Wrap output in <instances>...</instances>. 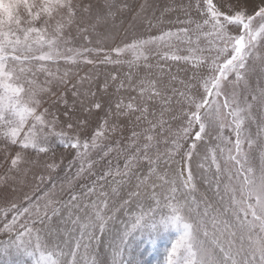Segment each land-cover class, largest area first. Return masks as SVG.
Instances as JSON below:
<instances>
[{"label":"snow or ice","instance_id":"snow-or-ice-1","mask_svg":"<svg viewBox=\"0 0 264 264\" xmlns=\"http://www.w3.org/2000/svg\"><path fill=\"white\" fill-rule=\"evenodd\" d=\"M250 3H254V0H218L217 3L203 0L202 6L197 3L199 18L188 21L189 24H194V28H180L176 32L169 30L159 36L134 40L123 47L114 48L112 51L117 56L132 54V59L127 61V83L121 81L117 91L123 88L137 95H129L126 104L123 100H118L114 111L109 104L108 111L104 112L102 121L90 138L86 136L81 140L79 131H74L73 134L70 131L87 128L89 122L76 116V123H72L76 103L79 100L82 108L87 103L84 110L89 115L92 114V109L99 113L103 111V104L96 99V93H90L89 99L88 93L73 91L71 106L64 93H52L64 104V115L68 117L69 131L63 128L56 131L59 117L50 107H44L45 101L40 97V93L50 92L51 89H37L34 86L35 72H46L52 76L44 62L63 59L67 63H76L77 57L93 51L88 48L81 51L64 47L70 43L65 37V29L76 23L78 12L85 14L81 21L86 25L84 28L77 25L78 31L106 29L111 22L110 18L121 14L117 3L114 0H0V136L8 142L5 147L15 145L20 149L12 157V168L9 170L17 173L18 184L12 187L11 192H0V200L7 204L0 208V214L7 219L8 213H12L11 221L3 225V230L12 232L16 222L27 216L33 225L38 223L50 232L55 229L57 234L60 231L59 225L53 221L58 216L63 219L61 209L56 206L62 201L54 200L51 191L42 195L35 194L41 191V184H46L44 171L48 172L47 182L50 183L51 173L59 165L45 161L42 171H21L19 165L22 161L27 159L32 165H40V154L47 155L51 152L55 155L57 146L74 150L70 167L79 162L80 166L73 177L77 179L86 170L92 173L97 163L90 157L93 151L103 152V157L116 151L118 157L122 155L124 159L123 169L117 164L115 170L112 168V161L108 160V170L99 175L91 187L71 195V202L67 205V219L74 226L73 232L78 228V234L65 241L66 244L72 243L69 253H65L59 245L49 248L42 243L39 229L33 244V228L21 225L23 231L17 232L14 240L5 241L0 246L3 254L8 255L9 250L14 249L16 254L23 253L31 257V264H66L65 257L70 255L71 259L67 264H78L76 257L83 249L85 256H91L88 264H108L107 259H100L103 246L112 250L111 264H141L134 257L139 242L144 237L154 241L162 233L171 232L174 233V238L169 241L170 246L165 248L164 264H264V148L260 150L257 174L249 153L243 149L244 143H247L249 149L255 143L244 127L246 120L255 123L251 112L253 104L248 102L247 97L242 104L235 91L228 94L224 90V82L228 81L229 74H235L237 83L244 79L249 58L254 54L259 58L256 49L264 42V0L254 4L251 12ZM123 6L128 7V0H123ZM53 20L55 26L49 32ZM180 34L187 37L182 43L196 45L189 48V55L180 56L174 52L157 55L162 60H182L192 64L193 75L183 90L172 87L162 74L154 75L153 66L147 63L150 46L163 44L171 48V38H178ZM201 37L207 40V48L199 47ZM205 52L208 53L207 56L203 55ZM197 53L200 55H196ZM84 59L86 63H93L86 57ZM141 60L145 62L143 67L146 71L143 76L137 77L134 73L140 68ZM105 61L121 63L119 59L112 61L108 56ZM33 64H36L35 70ZM158 67L163 73V66ZM205 68L207 75L203 71ZM67 77L68 73L65 72L57 81L59 85L65 86V93L69 84ZM112 79L116 80L117 77L113 76ZM72 88L75 89L76 85H72ZM81 96L84 98L80 99ZM257 100L264 102V88L259 89V95H252V101ZM175 105L180 106L179 115L175 114ZM51 107L58 108V105L53 104ZM133 115L136 126L143 124L144 127L140 131L133 130L130 136H126V143L117 139L115 148L110 145L104 150L101 140L116 137L117 133L124 136L126 124L119 118ZM110 117L115 118L111 125ZM228 117H231V123L234 124V128L227 126L234 131L236 137L234 142L229 141L234 144L235 152L228 150L225 167L222 169L213 151L211 164L215 166V175L211 180L207 177L204 179L208 189L214 192L223 205L221 212L219 208L213 210V204L208 201L207 196L202 201H197L194 196L189 198L188 195L180 199L176 179L169 181L167 176L174 157L183 152L187 177L181 172L180 180L187 193L196 191L188 163L196 148L195 141L203 139L209 122L217 124L222 132L226 126L224 121ZM177 120L180 121L178 127L174 126ZM197 126L199 130L195 131L193 143L184 151L182 141H186ZM256 135L257 138L264 135V126L258 125ZM53 136L56 137L55 146L51 142ZM161 144L166 146L163 150L159 147ZM28 149L36 153L35 160L27 153ZM220 151L223 154L224 149L221 148ZM229 164L231 167H228ZM29 175L36 182L32 195L24 191L30 183ZM109 176H120L122 179L115 181L110 193L97 192V185L103 188L101 182L106 181ZM7 179L6 176L0 177V181L6 186ZM164 184H170L171 187L161 200L156 190ZM18 192L23 193L21 203L12 199ZM142 193L153 202L150 206L145 207L137 199ZM89 197L95 199L89 202ZM81 200L84 201L83 206L79 203ZM186 208L189 212L195 211L199 219L194 222L186 216ZM228 215H231L232 221L224 218ZM109 222H114L115 234L110 243H105V236H113L112 229L108 227Z\"/></svg>","mask_w":264,"mask_h":264},{"label":"rangeland","instance_id":"rangeland-1","mask_svg":"<svg viewBox=\"0 0 264 264\" xmlns=\"http://www.w3.org/2000/svg\"><path fill=\"white\" fill-rule=\"evenodd\" d=\"M38 2V0H36ZM117 3V8L120 10L121 14L115 15L113 18H110V23L106 29H100L98 31H92L89 29L87 32L78 31L77 25L80 28H84L86 25L81 21V17L85 16L84 13L78 12L77 21L69 28L65 29V37L70 40L64 47H70L76 50H83L84 48L92 49L93 51L84 53L83 56L77 57L76 63H67L63 59L58 62H44V66L47 68L48 72L52 73V76H49L46 72L36 71L34 79L36 81L35 87L39 89L40 87L50 88L51 91L47 93H40V97L45 101L44 107H50L51 111L59 117V121L56 127V131H60L62 128L66 131L68 117L64 115V104L57 100V97L52 93H64L65 98L68 101V105L71 106L73 102L72 92L79 90L81 93H88L89 99L90 93H96V99L102 102L103 111L97 113L96 109H92V114L89 115L87 111L84 110L88 105H84V108L81 107L79 100L76 103V113L72 117V123H76V116H79L80 119H87L89 124L87 128L84 129H74L70 131V134H73L74 131L80 132L81 140L86 136L90 138L91 133L96 129L98 123L102 121L104 117V112H107L109 109V104H111L113 111L115 110V103L118 100H123L126 104L128 102L129 95L136 96L137 93L129 92L126 89H120L117 91L118 85L121 81H126V74L129 72L128 60L132 59L131 53H124L120 56H117L112 50L116 47H123L126 43H131L134 40L138 39H148L149 37L159 36L163 32L171 30L176 32L180 28H194V24H189L188 21H196L199 18V10L197 8V3L199 2L202 6L203 0H128V7L123 6V0H114ZM214 3H217L218 0H213ZM260 0H254V3L249 4V12L253 10L254 4H259ZM59 19V17H57ZM85 19H87L85 17ZM55 26V20L52 21V27L49 28V32L53 31ZM207 30V29H206ZM87 36V39H85ZM187 37L183 34H180L179 37L171 38V44L173 47L169 48L163 44H154L150 46V50L147 52L149 60L147 63L153 66L152 72L154 75H163V78L166 82H169L170 85L178 90H183L184 85L189 82V79L193 75V67L191 63H186L185 61H175V60H162L159 58L157 53L163 52H174L176 55L186 56L189 55V48L196 47L195 44L188 45L187 43H182L181 41H186ZM195 40V36H193ZM207 40L203 37L200 38L199 47L207 48ZM100 49V51H96ZM46 50V49H45ZM256 53L259 55V58H256L254 54L253 57L248 60V67L244 73V79L239 83L236 81L235 74H229L228 81L224 82V90L226 93L231 94L235 91L243 104L244 98L247 97L248 102L253 104L251 109L252 115L255 117V123L251 120L245 121V129L250 132L255 143L252 148L249 149L247 143H244L243 149L249 153L252 166L256 169L257 174L260 167V150L264 148V135L260 138H257L258 125L264 126V102L257 100L252 101V95H259V89L264 88V42H261L256 49ZM71 55V54H70ZM196 55H200L197 53ZM203 55L207 56L208 53L205 52ZM108 56L112 61L119 59L121 63H111L105 61V57ZM84 57L88 60H92L93 63H86ZM39 63V62H37ZM143 60L140 61V68L137 72L134 73V76H143L145 74V68ZM158 65L163 66V73L160 72ZM33 69L35 70L36 64H33ZM204 74L207 75V69H203ZM68 73L69 84L67 85L68 91L64 92L63 85L57 83L58 78L63 76L64 73ZM116 76L117 79L113 80L112 77ZM172 77H175L173 80ZM51 81V83H48ZM183 82V83H182ZM196 83V81H191ZM107 84V87H105ZM72 85H76V88L73 89ZM200 92H203V89H200ZM84 97L81 96L80 99ZM222 99V98H221ZM137 102H139L137 100ZM53 104H57V107H51ZM179 105H175V114L179 115ZM43 110V109H41ZM223 111V110H222ZM139 115V113H136ZM115 118H109V125L113 122ZM121 122L126 124V130L124 136H120L119 133L116 134V137H110L108 139H103L100 141L104 150L108 146L115 148L116 140L119 139L126 143L125 137L130 136L132 131H140L143 124L136 126L135 115L133 116H122L119 118ZM226 126L224 129L220 130L217 124L212 122L208 123L206 133L203 136V139L195 141L196 148L193 150V155L191 160L188 162L190 165V170L194 177V184L196 186V191L187 193L183 189L180 173H184V177H187V172L184 171L185 160L183 157V152L174 157V162L168 168L167 179L171 181L176 179V186L180 189L179 198L184 199L185 195H188L189 198L194 196L197 201H202L205 196L208 197V201L213 204V210L219 208L220 211H223V205L219 202L218 197L208 189V186L204 183L205 177L209 180L215 175V166L211 164V153L214 151L218 163L221 168L225 167V158L228 155V150L232 149L233 153L235 152L234 144L229 143V141L234 142L236 137L234 131H231L227 125H231L234 128V124L231 123V117H228L225 121ZM180 121L177 120L174 122V126L178 127ZM198 126L193 129L191 135L186 141H182L184 146V151L188 150V145L193 143V137L195 131H198ZM217 137H220L219 139ZM53 145H56V137L51 138ZM8 142L4 139L3 136H0V177H7V186L3 181H0V192H11L12 187L18 184L17 173L15 170L9 171L12 168L11 159L20 151L18 146L15 145H5ZM163 150L166 146L161 144L159 146ZM170 147V145H169ZM224 149L223 154L220 149ZM27 153L31 156L32 160L37 158V155L33 150L28 149ZM75 155L74 150L70 151L62 147H56L55 155L49 152L47 155L40 154L39 160L40 165H32L31 163L22 161L19 165L21 171H42L43 163L47 161L48 163H55L59 165V168L51 173L52 182H47L48 172L45 170L46 184H41V191L36 192V195H42L44 192L51 191L53 193V199L57 201H62L56 206L61 209L63 219L58 216L54 218V223L59 225L60 231L57 234L55 229L52 232L48 228L40 225L31 223L30 218L27 216L21 217L15 225V229L12 232H5L3 230V225L8 221H11L12 213L9 212L7 219L0 214V246L4 244L5 241L14 240L16 233L23 231L21 225L27 227H32V241L35 244L37 229H39V237L42 243L47 244L49 248L59 245L65 253H69L72 247V243H65L66 239H70L78 234V228L76 232H73V224L71 220L67 219L68 208L67 205L71 202V195L73 193H81L87 187L92 186V182L97 180L99 175H102L104 171L108 170V160L112 161V168L115 170L117 164L120 168L123 169L124 159L123 156L117 155L116 151L111 152L107 157H103V152L93 151L90 153V157L93 160H96L97 163L92 169V173H89L87 170L77 179H73L76 176L77 169L79 168V162L77 161L74 165L70 167V164L73 162V157ZM204 165V167H201ZM228 167H231L229 164ZM163 171V170H162ZM120 176H109L106 178V181H102L103 188L100 185H97V192L106 191L111 192V187L115 186V181L120 180ZM225 180L227 177L224 178ZM30 183L25 187L24 191L29 195H32L36 189V182L32 181L31 175H29ZM161 183L160 181H156ZM53 183L55 187L53 188ZM83 186V187H82ZM214 186V185H213ZM171 187L170 184H164L162 187L157 188V193L160 195L161 200H163V195L167 189ZM221 194H223L221 186ZM35 198V197H33ZM12 199L21 203L23 201V193L18 192L12 197ZM95 197H89L88 201L91 202ZM102 199V197H101ZM139 201L144 203L145 207L150 206L153 202L147 198L143 193L140 197L137 198ZM118 202V201H117ZM81 206H83L84 201H79ZM7 204L5 201L0 200V208L6 207ZM109 206H112L111 197L109 199ZM203 210V205H201V211ZM185 215L189 216L194 222L199 219L195 211L189 212L188 209H185ZM75 218V213L73 215ZM229 221H232L231 215L224 217ZM119 220V217H118ZM114 222H109V229H112L113 236H105V243H110L111 239L114 238L115 228H113ZM119 226L117 222V227ZM210 228V225H209ZM27 238V237H26ZM174 238V233H162L156 240L149 241L147 237H144L139 242V247L134 253V257L137 261H140L141 264H164L165 258V248L170 246L169 241ZM201 238L204 237L201 234ZM239 243V241H237ZM102 255L100 259H107L108 264H111V248H103ZM128 257L126 256L125 259ZM71 259V256L68 255L65 257V261ZM78 264H88V261L91 259V256H85L83 249H81L80 254L76 257ZM32 258L21 253L16 254L14 249L9 250V254L5 255L0 251V264H31Z\"/></svg>","mask_w":264,"mask_h":264}]
</instances>
